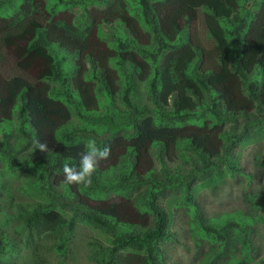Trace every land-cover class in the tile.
Segmentation results:
<instances>
[{
  "label": "trees",
  "instance_id": "16d2710c",
  "mask_svg": "<svg viewBox=\"0 0 264 264\" xmlns=\"http://www.w3.org/2000/svg\"><path fill=\"white\" fill-rule=\"evenodd\" d=\"M135 1L139 10L132 17L110 0H53L49 6L46 0H0V126L16 116L22 137L12 148L11 133H2L0 162L11 172L27 171L41 198L7 208L0 202L2 213L10 211L0 222V264H18L20 248L43 239L64 254L78 221L105 235L88 240L100 264H168L170 217L161 201L180 190L193 232L217 245L203 264L226 258L249 264L262 247L264 186L243 192V207L221 219L206 217L191 189L196 181L239 171L234 146L264 125V0ZM69 3L79 4L78 16L58 14ZM104 25L107 32L98 35ZM56 45L68 50L63 57ZM69 58L74 63L66 69ZM86 60L94 72L83 70ZM109 62L118 67L116 78ZM138 79L154 115L134 104ZM114 83L126 110L108 101ZM73 115L80 126L69 130ZM228 123L236 128L225 129ZM92 138L111 147L110 159L101 162L90 187L66 183L63 166L79 167ZM36 140L47 142L50 152L36 149ZM184 147L192 151L186 172L168 165ZM10 222L16 223L12 237L5 228Z\"/></svg>",
  "mask_w": 264,
  "mask_h": 264
},
{
  "label": "rangeland",
  "instance_id": "374dc122",
  "mask_svg": "<svg viewBox=\"0 0 264 264\" xmlns=\"http://www.w3.org/2000/svg\"><path fill=\"white\" fill-rule=\"evenodd\" d=\"M51 3H53V0H46L47 6ZM110 4L111 7L117 9L119 12H127V15L132 17L136 15L135 12L139 10L137 1L135 0H110ZM79 10V4L72 5L69 3L66 6L59 7L58 14L74 18L78 16ZM101 10L106 11V8L101 6ZM117 23L124 27V23H121L120 21ZM134 26L138 27L139 23L136 22ZM111 27L112 25H110V28ZM107 29L108 26L104 25L98 29L97 34H103V32L106 33ZM199 32L201 36L207 40L206 31L202 23H199ZM53 50L58 57H63L68 51L66 48L60 47L59 45H56V48H53ZM72 59L74 60V58ZM72 59L69 58L66 60V69H69L73 65L74 62ZM109 67L113 71V78H116L119 74L118 67L116 66L114 68L110 62ZM82 68L83 70L85 69L93 72L96 70L88 60L83 62ZM124 69L130 71L132 70V66L128 63H124ZM119 89L120 86L116 87V83H114L111 98H108V101L112 104L114 102L113 105L115 108L126 110V107L121 103V94L118 93ZM148 93L145 82L138 79L134 84V90L131 96L134 104L140 107L150 108L151 114L154 115L152 112L154 104ZM103 100L104 98L100 97L101 109L104 107ZM105 102L107 104L106 98ZM79 122L77 116L73 115L67 124V128L70 130L72 127H78L80 126ZM238 122H240L239 119ZM17 123L18 119L14 116L11 121L0 126V139L2 133H11L9 144L12 148H17L18 143L20 144L22 141V137L16 133ZM229 125L230 123L224 128H236L235 126L229 127ZM191 153L192 151L187 147L179 149L173 161H169L168 165L170 167H177L186 172L189 169V165H191L189 160ZM233 155V164L238 166L240 169L239 171L227 170L223 179H217L214 177L210 180L203 179L200 183L196 181L192 186L191 194L197 202L198 208H200V211L206 217L221 219L226 217V213L239 208L241 209L244 205L243 192L249 188L258 190L264 186V125L252 133L247 140L234 146ZM154 156H156V160L157 154H155V152ZM159 169L160 163L156 160L155 170L159 171ZM107 178L110 179L111 175H108ZM0 184L5 185L10 189L9 192L14 194L12 201L8 197L9 195H7L9 192H2V189L0 188V193L4 194V196L2 195V198L0 196V202L6 204V208L9 204L18 201H33L34 199L41 200V198L32 190L29 181V174L25 170L11 172L4 169L0 162ZM185 194L186 193L183 190L172 192L171 195H167L161 201L162 205L169 213V231L171 234V237L164 243L165 252L163 258L168 264H203L206 259L213 254L217 245L207 238L201 241V236H198L193 232L191 216L189 214L190 205L185 201ZM105 196L108 198H118L114 193H107ZM4 201L7 203H4ZM6 208H3V213L1 212L2 209H0V222L8 217L10 211ZM15 225L16 223L10 222L9 225L5 227L7 229L6 233H9L10 237L14 234ZM235 234L236 232L233 231V236ZM92 237L105 240V235L103 233H99L90 225L78 221L75 235L72 237L73 240L71 243L69 242L68 250H66L64 254L55 251L53 240L43 239L36 243L34 247L25 248L22 246L23 248H20V253L16 260L18 264H32L37 259L43 260L44 264H100L99 261L94 260L89 254L88 240ZM258 237L262 242V247L257 254H253V259H251L249 264H260V259H263L264 264V234L262 229L258 231ZM15 240L16 239H14V241ZM214 258L212 257L211 259ZM220 260L219 262L221 263ZM222 264H230V262L226 258L222 261Z\"/></svg>",
  "mask_w": 264,
  "mask_h": 264
},
{
  "label": "clouds",
  "instance_id": "9594fccd",
  "mask_svg": "<svg viewBox=\"0 0 264 264\" xmlns=\"http://www.w3.org/2000/svg\"><path fill=\"white\" fill-rule=\"evenodd\" d=\"M34 144L36 149H39L41 152H50L47 142L36 140ZM85 148L86 150L80 153L79 167H73L67 163L63 166L64 181L66 183L90 187L92 177L100 167L101 162L109 160L112 154L110 146L100 147L94 138L87 142Z\"/></svg>",
  "mask_w": 264,
  "mask_h": 264
}]
</instances>
